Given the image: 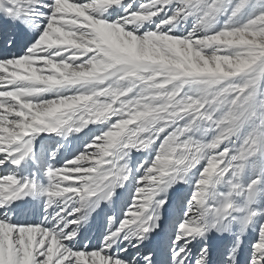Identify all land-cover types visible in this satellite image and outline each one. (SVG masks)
<instances>
[{
	"label": "snow or ice",
	"instance_id": "6c2138e0",
	"mask_svg": "<svg viewBox=\"0 0 264 264\" xmlns=\"http://www.w3.org/2000/svg\"><path fill=\"white\" fill-rule=\"evenodd\" d=\"M0 264H264V0H0Z\"/></svg>",
	"mask_w": 264,
	"mask_h": 264
}]
</instances>
